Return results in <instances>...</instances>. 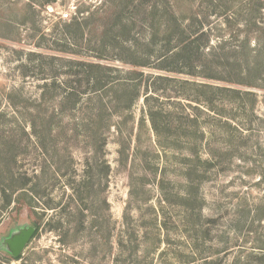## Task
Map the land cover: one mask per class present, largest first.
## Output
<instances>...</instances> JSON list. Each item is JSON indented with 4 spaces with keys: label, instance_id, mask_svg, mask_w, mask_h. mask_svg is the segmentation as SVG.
I'll use <instances>...</instances> for the list:
<instances>
[{
    "label": "rangeland",
    "instance_id": "obj_1",
    "mask_svg": "<svg viewBox=\"0 0 264 264\" xmlns=\"http://www.w3.org/2000/svg\"><path fill=\"white\" fill-rule=\"evenodd\" d=\"M164 2L153 34L119 0H0V264H264V0ZM135 20L124 77L106 45ZM178 23L216 57L161 62ZM89 63L121 80L98 91ZM102 110L107 126L84 121Z\"/></svg>",
    "mask_w": 264,
    "mask_h": 264
},
{
    "label": "trees",
    "instance_id": "obj_2",
    "mask_svg": "<svg viewBox=\"0 0 264 264\" xmlns=\"http://www.w3.org/2000/svg\"><path fill=\"white\" fill-rule=\"evenodd\" d=\"M152 0H139L138 2L135 3V0H119L118 3V9L116 12V16L120 17L122 16L124 13H126V11L131 10L134 14L135 17H142V20L144 21V23L147 25L149 31H154V24H158V26H160V29H164L165 32H168V30L171 28L170 25H168L166 23V17L167 16V8L166 5L168 4V2H164V0H159L157 2H153L152 5H149L150 2ZM159 13H161L159 15ZM175 19V17H174ZM182 20V19H181ZM158 21V22H157ZM168 22H170V20H167ZM175 21H178V19ZM160 23V25H159ZM177 25V22H176ZM137 26V21L135 20V22H132L130 25L126 24V25H122V26H117L116 28L118 29V34L114 37V41L112 42H118V44L120 43V45H106V50L108 54H113L115 55L116 59L118 60V62L124 64V65H131V67L133 68V70H129L127 72H125L123 75L125 76H129L131 77L134 74H137V72L134 70L136 68L141 67L142 65L139 63V61H136L137 58V49L135 45H128L130 42H132L135 37L133 35V30L134 28H136ZM201 26V25H200ZM200 26L197 25V27H192V26H185L183 24L178 23V27L179 29H181L182 27H184V29L182 31H180V36L181 39L179 40V46L177 51H175V53H173L171 56H163L161 57V62H164V60H173V59H178L180 60V62H178L181 67L183 69H187L188 67L193 66L194 62L199 61L202 62L201 60L203 59H214V57H216V54H212L210 52V50H205L206 49V45H201L200 41L202 39H204L205 33H203L201 31ZM79 30L75 31V34H78ZM153 34H155V31L153 32ZM186 35V36H185ZM184 37V38H183ZM132 44V43H131ZM104 47V45H102ZM103 50L101 51V57L103 56V53L106 51ZM161 55V54H160ZM163 58V59H162ZM239 64V63H238ZM248 67L246 69V71H243L242 75H244L245 77L248 78H255L258 73H259V62L254 63H250L249 61L246 64ZM206 67H204L203 64H201V67L204 68L202 70H199L198 74L199 75H204L203 77H208L210 76L212 78V75L209 73L213 66H209L208 64L205 65ZM230 67L233 65H229ZM239 68L242 65H238ZM89 67V72L88 74L91 77V81L92 84L94 86V88H98V91L106 88L108 85H114L113 80L119 81L121 80L118 77H114L111 81V76L109 74L110 68L108 66H102L96 63H89L88 66ZM236 65L233 66L232 69H235ZM208 68V70H207ZM238 68V69H239ZM193 70V67L191 68ZM235 72V70H230L228 71V76L232 75ZM194 73V71H193ZM212 73V72H211ZM47 77V76H46ZM49 77V76H48ZM123 77V76H122ZM262 77H264V75H262ZM47 80V79H46ZM129 80V79H128ZM228 82H233V81H228ZM120 83V82H118ZM123 84V81L121 82ZM234 83V82H233ZM45 88L49 89V84L46 82L45 83ZM47 92L43 91L42 96L43 99L47 98ZM70 96H67V98H69ZM131 108V104L127 105L126 108L124 109H130ZM117 109H123L120 105H118ZM25 117H27L28 119V123L31 125H40L41 128L39 129L40 131L37 132H51V127H49L50 125L56 124L57 120L56 119V115L55 114H51L48 115L44 112H38V113H34V114H28ZM150 117L152 120L153 125L156 128V113L155 112H151L150 113ZM90 122L84 120L85 122L89 123H96L99 122L102 126H107V119H105V114L102 111H100L99 113L96 114H91L90 115ZM83 121V122H84ZM62 123V120H61ZM38 130V129H37ZM19 258H17V260H19Z\"/></svg>",
    "mask_w": 264,
    "mask_h": 264
},
{
    "label": "water",
    "instance_id": "obj_3",
    "mask_svg": "<svg viewBox=\"0 0 264 264\" xmlns=\"http://www.w3.org/2000/svg\"><path fill=\"white\" fill-rule=\"evenodd\" d=\"M34 235H35V230L31 228L27 230L23 234V236L17 241V243L15 244L14 252H13V256L15 258H19L21 256L22 252L24 251L26 246L29 244L31 239L34 237Z\"/></svg>",
    "mask_w": 264,
    "mask_h": 264
},
{
    "label": "built area",
    "instance_id": "obj_4",
    "mask_svg": "<svg viewBox=\"0 0 264 264\" xmlns=\"http://www.w3.org/2000/svg\"><path fill=\"white\" fill-rule=\"evenodd\" d=\"M70 14L69 13H66L63 15V20H69L70 18Z\"/></svg>",
    "mask_w": 264,
    "mask_h": 264
}]
</instances>
